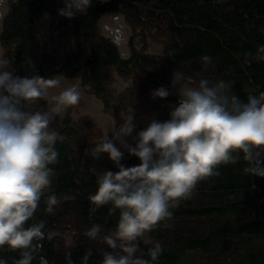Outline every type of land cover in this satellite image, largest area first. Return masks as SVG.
<instances>
[{"label":"trees","instance_id":"trees-1","mask_svg":"<svg viewBox=\"0 0 264 264\" xmlns=\"http://www.w3.org/2000/svg\"><path fill=\"white\" fill-rule=\"evenodd\" d=\"M57 6L55 0L12 3L1 42L6 47L4 56L13 59L10 70L15 74L56 72L79 77L108 105L113 98L109 82L114 69L126 73L141 68L149 86L169 90L167 100L177 99L171 86L173 71L196 84L201 78L210 85L223 80L230 85L227 94L244 102L249 94L264 92V61H245L246 54L254 56L258 46L264 45V0H99L72 19L50 17ZM108 11L123 13L135 23H154L165 39L163 52L135 50L124 57L116 43L99 32V19ZM65 42L71 47L59 51ZM204 56L211 57V64L202 62ZM54 106L43 99L31 106L50 112V129L63 137L55 145L58 162L50 165L55 172L51 188L28 222H45L42 250L32 264H42V259L48 264H68V254L75 264H84L89 250L87 264H100L103 252L111 249L84 232L93 224L101 226V235L115 230L119 210L110 211L111 204L97 207L90 197L97 191L96 171L117 168L106 153L99 160L86 154L84 124L89 125L90 119L76 120L65 110L56 113ZM123 152L125 167L140 164L137 157ZM234 156V163L217 166V174L199 181L188 198L173 202L172 215L140 238L137 255L148 258L149 249L158 243L162 252L153 264H264V177L245 171L249 165L242 153ZM52 195L57 204L50 205ZM54 229L72 230L73 243L67 247L61 238L49 237ZM19 258V250L0 248V259L7 264Z\"/></svg>","mask_w":264,"mask_h":264},{"label":"clouds","instance_id":"clouds-1","mask_svg":"<svg viewBox=\"0 0 264 264\" xmlns=\"http://www.w3.org/2000/svg\"><path fill=\"white\" fill-rule=\"evenodd\" d=\"M58 9L60 16L74 18L83 14L91 0H64ZM4 0H0V8ZM211 64L210 56L201 58ZM264 61V45L256 54L248 53L245 61ZM33 69L30 60H26ZM13 59L0 53V248L19 250L15 264H32L42 250L45 222L28 224L33 219L41 197L51 188L58 162L55 145L63 137L50 129L52 114L33 110L38 100L55 103L54 111L77 105L81 99L78 86L61 87V75L45 79L39 75L20 76L10 70ZM194 85V86H185ZM171 86L177 90L178 105H171L167 121L150 120L148 126L132 137L136 127L133 111L117 129L86 150L94 160L107 154L117 171H96L97 191L90 197L99 206L111 204L110 211L119 210L115 230L101 235L99 224L84 232L92 241L106 244L100 264H153L162 252L157 243L148 251H140L139 240L161 221L172 215L170 207L188 198L197 183L217 174L221 164L234 163V153H242L251 176L264 177V92L249 94L246 102L228 95L230 85L220 80L210 85L201 78L198 84L184 73L173 71ZM169 90L163 86L151 93L153 99H165ZM119 143L120 148L116 147ZM135 156L140 164L125 167L121 164L124 152ZM50 205L57 204L55 195ZM47 211L51 213L52 207ZM92 212L96 208L91 209ZM91 251L84 256L87 264ZM0 264H7L0 259Z\"/></svg>","mask_w":264,"mask_h":264},{"label":"rangeland","instance_id":"rangeland-1","mask_svg":"<svg viewBox=\"0 0 264 264\" xmlns=\"http://www.w3.org/2000/svg\"><path fill=\"white\" fill-rule=\"evenodd\" d=\"M14 1L16 0H4V6L0 8L3 15L9 11ZM57 1L58 8L49 13L50 17L55 19L62 17L58 14V9L65 7L64 0ZM93 1L91 0V3ZM4 19V16L0 17V53L5 55L6 47L1 42ZM98 28L101 34L116 43L124 57L130 56L135 50L144 49L153 54H161L166 45L164 36L161 35L162 33L154 23H135L128 20L123 13L106 12L99 19ZM71 45V43L65 42L64 47L61 46L58 49L59 51H64L65 48H69ZM144 74L141 68H133L126 73H121L114 69L113 78L109 82L113 96L111 105L106 104L101 96L92 92L90 87L84 84L79 77L67 76L56 72H50L40 77L48 79L55 75H61V87L51 90L53 95L58 94L63 88L73 85L78 86L81 92L79 104L67 107L64 110L68 111L76 120L90 119L89 125L84 124L87 136L85 150H87L93 147L92 142H99L106 134H109L111 138L114 126L118 129L132 111L136 127L132 136L125 138L129 144H133L132 137L140 130L145 129L152 118L161 122L170 118L171 105H178L179 103L177 90H174L176 100L153 99L151 93L155 89L145 82ZM116 147L120 148L119 143L116 144ZM73 235V231L70 229H54L48 234L49 237L61 238L67 247L73 243Z\"/></svg>","mask_w":264,"mask_h":264},{"label":"water","instance_id":"water-1","mask_svg":"<svg viewBox=\"0 0 264 264\" xmlns=\"http://www.w3.org/2000/svg\"><path fill=\"white\" fill-rule=\"evenodd\" d=\"M68 264H75V262L72 260V257L70 254L67 255ZM42 264H48L46 259H42Z\"/></svg>","mask_w":264,"mask_h":264},{"label":"flooded vegetation","instance_id":"flooded-vegetation-1","mask_svg":"<svg viewBox=\"0 0 264 264\" xmlns=\"http://www.w3.org/2000/svg\"><path fill=\"white\" fill-rule=\"evenodd\" d=\"M55 2L57 3L58 1L55 0ZM98 2H99V0H94V1L90 4V6L87 8V10H88L91 6L96 5ZM87 10H86V11H87ZM7 14H8V12H6L5 15H3V14L1 13V11H0V17L4 16V18H5Z\"/></svg>","mask_w":264,"mask_h":264}]
</instances>
